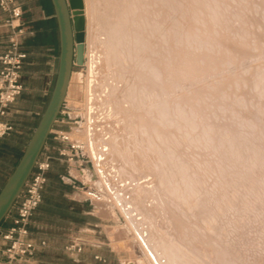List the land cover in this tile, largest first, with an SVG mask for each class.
<instances>
[{"label":"bare ground","instance_id":"bare-ground-1","mask_svg":"<svg viewBox=\"0 0 264 264\" xmlns=\"http://www.w3.org/2000/svg\"><path fill=\"white\" fill-rule=\"evenodd\" d=\"M89 10L105 56L86 125L67 133L98 149L100 175L114 153L156 189L125 184L153 264H264V0H95Z\"/></svg>","mask_w":264,"mask_h":264},{"label":"crops","instance_id":"crops-1","mask_svg":"<svg viewBox=\"0 0 264 264\" xmlns=\"http://www.w3.org/2000/svg\"><path fill=\"white\" fill-rule=\"evenodd\" d=\"M16 2L21 6V24L25 28L21 40V50L26 53L21 68V82L24 89L10 106L5 117V120L12 124L13 131L9 136L0 139V145L7 140H15V145L24 149L47 105L54 85L58 67L59 35L50 0H16ZM5 17L6 15L0 10V56L7 47L8 29L3 26ZM58 126L62 130H67L63 124ZM46 144L55 148L59 145L50 137ZM66 168L65 164L54 160L48 171V177L56 175L61 182L56 183L48 179L44 189L47 197L42 198L29 224L31 238L36 242L45 241L46 245L38 248L25 264H90L86 263L85 259H81L85 256L86 247L91 246L89 244L91 242H88L86 237L92 234L90 220L93 215L91 210L93 200L84 190L77 192V187L62 180ZM82 185L84 188L85 184ZM95 209L99 222L94 226L101 228L104 226L106 216L100 215L97 207ZM13 214L14 211L10 210L3 219L0 232L10 226ZM71 225L73 228L76 226L77 233L70 230ZM58 239L63 241L59 242ZM72 243L81 246V251L68 252L64 249L66 245ZM2 245L0 239V248ZM96 245L95 247H98V244Z\"/></svg>","mask_w":264,"mask_h":264},{"label":"rangeland","instance_id":"rangeland-1","mask_svg":"<svg viewBox=\"0 0 264 264\" xmlns=\"http://www.w3.org/2000/svg\"><path fill=\"white\" fill-rule=\"evenodd\" d=\"M94 1L95 0H83L86 19L85 60L82 65H73L67 94L60 111L61 113H59L57 117L59 123L63 120L65 129H67V131L70 132V136L75 139H77L76 135L73 134L75 127L81 124L82 126L86 125L87 122V104L88 98L91 95L88 91V86L91 85L89 81H96L100 72L96 74L95 70L105 56L103 52L101 53L98 51L95 42L91 39L92 29L90 27L88 13H90L89 8H93ZM252 18L251 20L253 21L254 17ZM263 27L264 26L261 27L260 25V30H263ZM131 59V63L134 64V57ZM174 59L176 61L175 57L172 58L173 61ZM96 63H98V65ZM250 114L252 115V113ZM249 121L257 124L261 123L260 120L254 119L251 116H249ZM75 122L78 123L76 124ZM92 125L93 129H95L96 125L93 123ZM53 128L55 130L60 129L58 124ZM83 141L86 142V151L88 153H86L84 157L87 162L81 167L83 173L75 166H66L65 174L62 176V180L78 188L76 190L77 192L79 190H84L93 200L91 209L93 215L90 220L92 234L90 237H86L88 242H91L89 243L91 246L86 247L85 256L82 257L81 260L85 259L86 263L90 264H133L136 258H142L146 260L147 264H153V260L149 253V247L153 244V238L146 236V224L142 216L138 215L137 206L132 203L130 197L127 195V187L125 186V184H147L145 181L147 178L143 176L141 179V177L138 176V171H140L138 166L130 168L125 167L124 161H120V157L116 156L114 153L112 156L115 160V167H112V169L107 167L105 169L103 168V176L100 175L95 167L92 153L93 151L96 153L99 151L94 148V145V149L92 148L91 150V146L88 145L86 139H83ZM10 143L15 144L16 141L10 140ZM23 150L24 149L21 148L16 156L8 152H3L2 154L0 151L2 154L0 155V185L3 184L8 177L12 165L17 163ZM88 155L92 163L89 161ZM249 161L253 163L251 159ZM255 168L257 169L256 166ZM86 175H88L90 180L85 178ZM241 175L245 176V172H242ZM82 184H85L84 188ZM153 184L158 183L154 181ZM147 189L153 192L156 190L152 184H150ZM70 192L72 193V190H70ZM234 195L236 196L237 194L235 193ZM96 207L100 215L106 216L103 222L104 226L101 228L94 226L95 223L97 224L99 222L96 217ZM70 230L73 233H77L76 226L73 228L71 225ZM58 241L62 242L63 240L58 239ZM96 244H98V247H95L97 246Z\"/></svg>","mask_w":264,"mask_h":264},{"label":"built area","instance_id":"built-area-1","mask_svg":"<svg viewBox=\"0 0 264 264\" xmlns=\"http://www.w3.org/2000/svg\"><path fill=\"white\" fill-rule=\"evenodd\" d=\"M0 10L6 15L3 26L8 29L7 47L0 56V139H2L13 131L12 124L6 121L5 117L10 106L24 89L21 82V68L26 53L21 50V40L25 34V28L21 24V6L16 0H0ZM57 124L64 125L63 120L59 123L56 118L53 127ZM53 127L49 137L59 145L55 148L45 143L30 176L10 209L14 211L11 224L0 232V239L3 242L0 248V264H25L38 248L46 245L45 241L36 242L31 238L29 224L42 201V193L52 162L56 160L80 170L87 162L84 158L87 153L85 143L71 139L67 130H55ZM89 161L91 162L90 159ZM65 250L80 252L81 246L72 243L67 245Z\"/></svg>","mask_w":264,"mask_h":264},{"label":"water","instance_id":"water-1","mask_svg":"<svg viewBox=\"0 0 264 264\" xmlns=\"http://www.w3.org/2000/svg\"><path fill=\"white\" fill-rule=\"evenodd\" d=\"M59 35L58 67L47 105L19 160L0 189V224L18 198L43 149L65 100L73 65L85 60L83 0H50Z\"/></svg>","mask_w":264,"mask_h":264},{"label":"trees","instance_id":"trees-1","mask_svg":"<svg viewBox=\"0 0 264 264\" xmlns=\"http://www.w3.org/2000/svg\"><path fill=\"white\" fill-rule=\"evenodd\" d=\"M3 139V138H2ZM20 149H21V146H19V145H15V144H11L10 143V140H7V141H5L4 143H3V145L1 144L0 145V151L2 152V154H3V152L4 153H10V154H12V155H14V156H16L18 153H19V151H20ZM1 152H0V155H2L1 154ZM16 165V163L14 164V165H12V168H11V170L9 171V174H8V176L10 175V173L12 172V170H13V168H14V166ZM8 178V177H7ZM6 178V179H7ZM48 179H50V180H52L53 182H56V183H60L61 182V179L58 177V176H56V175H51L50 177H48V174H47V182H48ZM6 181V180H5ZM5 181H4V183H5ZM3 183V184H4ZM3 184H1L0 185V189H1V187L3 186ZM47 184V183H46ZM46 186V185H45ZM45 189V188H44ZM47 197V195L44 193V190H43V193H42V198L44 199V198H46ZM38 208V207H37ZM70 217V216H69ZM72 218H75V216H72Z\"/></svg>","mask_w":264,"mask_h":264}]
</instances>
